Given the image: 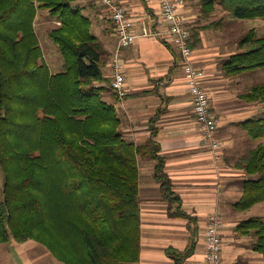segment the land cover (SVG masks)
<instances>
[{
  "label": "trees",
  "instance_id": "16d2710c",
  "mask_svg": "<svg viewBox=\"0 0 264 264\" xmlns=\"http://www.w3.org/2000/svg\"><path fill=\"white\" fill-rule=\"evenodd\" d=\"M77 1L0 0V243L34 240L64 264H139V156L156 161L154 176L169 206L181 200L159 144L123 138L115 105L103 99L101 47ZM202 3H219L234 19L264 18V0ZM40 10L59 22L48 30L63 57L57 73L35 29ZM238 44L241 51L223 62L226 75L264 67V35L248 29ZM243 97L263 98L264 84ZM241 125L257 142L234 163L248 176L234 202L245 210L264 202V114ZM178 208L171 214L186 216ZM239 230L264 256V217H249Z\"/></svg>",
  "mask_w": 264,
  "mask_h": 264
},
{
  "label": "crops",
  "instance_id": "0c3cea01",
  "mask_svg": "<svg viewBox=\"0 0 264 264\" xmlns=\"http://www.w3.org/2000/svg\"><path fill=\"white\" fill-rule=\"evenodd\" d=\"M117 1L136 28L145 24L154 31H163L156 0ZM176 1L189 28L191 42L197 33L193 62L203 73L202 86L217 119V150L209 146L199 131L180 56L165 35L138 36L132 45L119 49L106 7L99 0L75 3L90 18L91 32L101 47L103 99L115 105L123 138L139 146L151 139L159 144L165 173L181 200L180 205L169 206L154 176L156 161L139 156V264H206L204 233L208 216L214 211L223 221L222 264H264V256L252 247L251 236L239 230L249 217L263 216L257 215L254 207H264V202L245 210L234 207L243 193V181L248 178L234 163L257 143L241 123L264 114V97L249 101L243 95L264 84V80L258 83L256 79L264 75V67L226 75L223 62L241 51L239 29L246 19L230 18L219 3L212 9L204 6L203 0ZM43 11L52 18L47 10L39 12ZM52 19L53 26L59 25ZM251 28L257 35L256 26ZM116 53L124 70L125 97H119L109 88L111 62ZM43 56L49 68L55 64L44 53ZM62 65L58 62L55 70L50 68V71L57 73ZM177 208L186 216L171 214ZM188 250L191 252L185 254Z\"/></svg>",
  "mask_w": 264,
  "mask_h": 264
},
{
  "label": "built area",
  "instance_id": "2783aa9c",
  "mask_svg": "<svg viewBox=\"0 0 264 264\" xmlns=\"http://www.w3.org/2000/svg\"><path fill=\"white\" fill-rule=\"evenodd\" d=\"M99 1L106 7L118 37L119 49L132 45L138 36H152L161 33L165 35L167 41L180 56L199 131L209 146L213 150H217L219 148V143L215 138L217 119L211 109L210 97L202 86L203 73L193 62L194 48L191 45V35L178 2L176 0H156L159 5L160 20L164 26L163 31L158 32L145 24L136 28L128 17L126 9L117 0ZM124 79L123 66L116 53L111 62L109 85L119 97H125L127 94ZM222 226L223 221L219 214L216 211L211 212L204 233L206 264H222Z\"/></svg>",
  "mask_w": 264,
  "mask_h": 264
},
{
  "label": "rangeland",
  "instance_id": "374dc122",
  "mask_svg": "<svg viewBox=\"0 0 264 264\" xmlns=\"http://www.w3.org/2000/svg\"><path fill=\"white\" fill-rule=\"evenodd\" d=\"M258 18L259 19H246L242 21L239 29L241 36L250 29L251 26H256L258 36L264 35V18ZM53 25L54 20L52 18L45 15L44 11L39 12V17L35 20L36 32L46 59L51 58L54 60L53 63L55 64L50 65L51 71L55 70L58 62H60L61 65L63 63L61 53L59 51L56 53V44L48 36V30L53 27ZM256 79H258V83H262L264 75H259ZM4 181V173L0 165V200L3 198ZM254 208L257 215H263L264 217L263 205H256ZM24 262L27 264H64L53 257L45 246L34 240H28L24 243H18L14 240L7 243H0V264H24Z\"/></svg>",
  "mask_w": 264,
  "mask_h": 264
}]
</instances>
